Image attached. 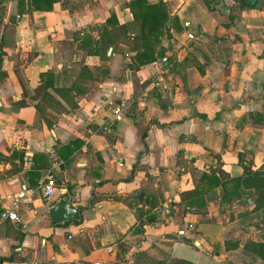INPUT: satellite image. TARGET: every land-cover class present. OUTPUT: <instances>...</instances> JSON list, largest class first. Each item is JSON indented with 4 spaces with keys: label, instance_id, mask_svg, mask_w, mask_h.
<instances>
[{
    "label": "crops",
    "instance_id": "crops-1",
    "mask_svg": "<svg viewBox=\"0 0 264 264\" xmlns=\"http://www.w3.org/2000/svg\"><path fill=\"white\" fill-rule=\"evenodd\" d=\"M131 1L0 0V264H264L251 191L196 189L264 170V0H144L167 17L141 63ZM107 19L131 37L102 54Z\"/></svg>",
    "mask_w": 264,
    "mask_h": 264
},
{
    "label": "trees",
    "instance_id": "trees-1",
    "mask_svg": "<svg viewBox=\"0 0 264 264\" xmlns=\"http://www.w3.org/2000/svg\"><path fill=\"white\" fill-rule=\"evenodd\" d=\"M47 0H40V2ZM52 3L48 1L45 8L50 9ZM31 9H44L36 1H32ZM130 10L135 19L141 20V35L132 37L131 47L137 50V58L139 63L143 62L146 51H141L139 48L142 43L146 40L145 38L149 34L159 35L161 32V25L166 20L165 5L163 2L157 4H149L144 0H132L129 3ZM110 22L109 19L102 25L101 35L96 44H99V49H102V54L105 52L107 46H113L114 43L118 42L122 37L130 38L131 36L127 33V25L122 24L114 26V28L107 29V25ZM98 51V50H96ZM140 57L143 59H140ZM215 171L220 175L216 176ZM212 171L210 174H204L202 176V184L198 186L197 192L207 193L216 186L222 187V198L223 201H228L232 196H241V191H251L253 195L254 209L259 210L264 208V170H251L245 168L243 176L237 178H231L226 175L221 169ZM251 195V196H252ZM184 196V195H183ZM92 201V200H91ZM261 246V245H260ZM264 247V246H262ZM253 249L256 251V245H253Z\"/></svg>",
    "mask_w": 264,
    "mask_h": 264
},
{
    "label": "built area",
    "instance_id": "built-area-1",
    "mask_svg": "<svg viewBox=\"0 0 264 264\" xmlns=\"http://www.w3.org/2000/svg\"><path fill=\"white\" fill-rule=\"evenodd\" d=\"M183 27L184 29H186V36L188 39L191 40H196L198 39V36H196V34L192 31H190L188 28L190 27L189 22H184L183 23ZM129 109V104L128 102L124 99L121 100L119 102V104L115 107V110L113 112V118L114 120H120L122 117V113L125 111H128ZM104 129H108L107 126H103ZM24 162L27 165H31L32 164V160H31V154H26L25 158H24ZM52 166H54V163L52 164ZM41 190L43 192V195L49 199L50 196L53 194L54 189H55V180L53 178V176L51 174H49L44 181L41 182L40 184ZM1 217L5 218V219H10L13 221L17 220V216L15 214V212H13V210L10 209H4V211L1 212ZM25 264H35L34 262H30V263H25Z\"/></svg>",
    "mask_w": 264,
    "mask_h": 264
},
{
    "label": "water",
    "instance_id": "water-1",
    "mask_svg": "<svg viewBox=\"0 0 264 264\" xmlns=\"http://www.w3.org/2000/svg\"><path fill=\"white\" fill-rule=\"evenodd\" d=\"M247 5H250L249 3ZM168 48H171L169 45ZM166 57L164 56L162 60L164 61ZM49 217L53 222H62L69 219H77L78 211L77 208L72 206L66 200H60L55 205L49 209Z\"/></svg>",
    "mask_w": 264,
    "mask_h": 264
}]
</instances>
